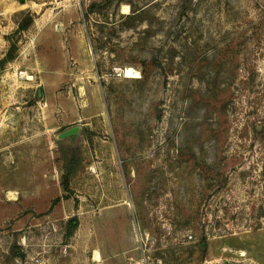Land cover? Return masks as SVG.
Segmentation results:
<instances>
[{
    "label": "rangeland",
    "instance_id": "rangeland-1",
    "mask_svg": "<svg viewBox=\"0 0 264 264\" xmlns=\"http://www.w3.org/2000/svg\"><path fill=\"white\" fill-rule=\"evenodd\" d=\"M0 264H264V0H0Z\"/></svg>",
    "mask_w": 264,
    "mask_h": 264
},
{
    "label": "trees",
    "instance_id": "trees-1",
    "mask_svg": "<svg viewBox=\"0 0 264 264\" xmlns=\"http://www.w3.org/2000/svg\"><path fill=\"white\" fill-rule=\"evenodd\" d=\"M32 22H33L32 18H29V17L24 18L20 22L18 30L19 31L28 30V28L30 27ZM66 164L67 165H66V169H65V174L63 175V178H62V185H63V188L65 189V191L71 192L70 184H71L72 176L74 175L77 166H76L75 160H72L71 162L68 161ZM78 224H79V222H78V219L76 217L71 218L68 221V229L66 232V236H72L74 234L75 229L77 228Z\"/></svg>",
    "mask_w": 264,
    "mask_h": 264
},
{
    "label": "water",
    "instance_id": "water-1",
    "mask_svg": "<svg viewBox=\"0 0 264 264\" xmlns=\"http://www.w3.org/2000/svg\"><path fill=\"white\" fill-rule=\"evenodd\" d=\"M20 1L24 3L25 0H20ZM83 132H84L83 127L81 125H78L63 131L56 137V139L57 141H61V142L65 140H69V141L74 140V147H75L78 144L79 140L81 139Z\"/></svg>",
    "mask_w": 264,
    "mask_h": 264
}]
</instances>
